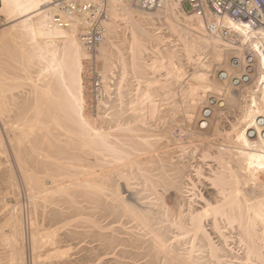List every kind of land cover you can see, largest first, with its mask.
Listing matches in <instances>:
<instances>
[{
  "label": "bare ground",
  "instance_id": "1",
  "mask_svg": "<svg viewBox=\"0 0 264 264\" xmlns=\"http://www.w3.org/2000/svg\"><path fill=\"white\" fill-rule=\"evenodd\" d=\"M0 1L12 24L0 33V122L9 137L7 147L0 128V158L16 157L31 204L62 223L43 231L30 219V264H224L212 232L225 264H264V52L247 26L229 21L225 41L175 5L149 12L109 0L97 56L106 94L92 122L83 23L52 26V0ZM248 53L255 74L237 86L242 69L227 57ZM6 179L18 187L11 170ZM90 209L118 221L104 226ZM21 219L12 214V231L0 235L10 248L0 264H29Z\"/></svg>",
  "mask_w": 264,
  "mask_h": 264
},
{
  "label": "built area",
  "instance_id": "2",
  "mask_svg": "<svg viewBox=\"0 0 264 264\" xmlns=\"http://www.w3.org/2000/svg\"><path fill=\"white\" fill-rule=\"evenodd\" d=\"M136 8L156 12L168 5L177 6L182 14H194L204 23L211 36L228 41L232 36L229 21L239 22L247 26L264 52V0H125ZM54 11L51 25L60 29H70L75 23H83L80 38L90 52V58L84 66V77L88 83L90 103L88 110L97 114L99 104L105 97L102 67L97 60L99 47L107 34L106 23L109 20V0H52ZM240 46L239 41L231 42ZM248 50V49H246ZM250 52V51H249ZM245 60L233 58L234 68L242 69L237 86L250 83V75L254 76L255 57L248 53ZM262 66L264 67V58ZM264 88V84L261 85ZM258 89V88H257Z\"/></svg>",
  "mask_w": 264,
  "mask_h": 264
},
{
  "label": "rangeland",
  "instance_id": "3",
  "mask_svg": "<svg viewBox=\"0 0 264 264\" xmlns=\"http://www.w3.org/2000/svg\"><path fill=\"white\" fill-rule=\"evenodd\" d=\"M133 8H135L134 6H132ZM2 8V3H1V1H0V9ZM135 9H137L138 10V8H135ZM138 11H143V10H138ZM12 24H9V22L7 21V19L2 15V14H0V33H2L3 31H5V30H7L10 26H11ZM4 33V32H3ZM239 46V45H238ZM234 56H235V54H231V55H229L228 57H227V64L230 66V68L231 69H233V67H232V64H231V60L234 58ZM238 56V55H237ZM88 60V59H87ZM225 61V60H224ZM84 63H86V60L84 61ZM99 63H100V65L102 66L103 64H104V62L102 63L101 61H99ZM186 72H187V76H190L191 74H193L194 73V67H187L186 68ZM106 71V72H105ZM233 72L235 73V71L233 70ZM104 73H105V75L107 76V70H105V68H104ZM187 76H185V78L187 77ZM83 77H84V73H83ZM107 78V77H106ZM188 78V77H187ZM83 80H85V77H84V79ZM191 81H192V79H191ZM85 91H84V93H85V98H86V101H87V106H86V116L87 117H89L90 118V120L92 121V122H96V117H97V115L96 114H92L89 110H88V106H89V103H90V96H89V94H88V83L86 82V80H85ZM231 89H234V88H231ZM231 92H232V90H231ZM233 97H235V95H237V92H233ZM230 97H232V96H230ZM235 99V98H234ZM236 100V99H235ZM231 105H229L228 106V108H227V111L230 109V115L228 116V117H230V120L233 122L234 121V117H236V113H238V108L237 107H239V105L237 104V105H235V103H234V105H232L231 107H230ZM230 107V108H229ZM232 109H234V111H236V112H234ZM227 111H225V112H227ZM228 113V112H227ZM0 128H1V131L3 132L2 134H3V140H4V143H5V145L8 147V145H9V137H8V132H7V129H8V126H6V125H4L2 122H0ZM182 125V124H181ZM180 125V126H181ZM184 125V124H183ZM232 125V124H231ZM3 128V129H2ZM176 129H177V127H176ZM7 132V133H6ZM179 132H180V130H174V137L175 138H179V136H178V134H179ZM211 138H213V137H210L208 140L210 141L211 140ZM182 140H180V141H182V143H185V142H187V140L188 139H185V138H181ZM214 139V138H213ZM211 140V143L208 141V143H210V144H212L213 142H214V140ZM198 143V142H197ZM196 143V144H197ZM199 144V143H198ZM161 151L163 152V149L161 148ZM160 151V149L158 150V152L160 153L161 152ZM188 152V155H191V152H189V151H187ZM180 153H178L177 155H179ZM81 157H83L84 158V155H82V154H79ZM9 170H11L12 172H13V175H14V180H16L15 182L17 183V185H18V187L16 186V188L14 189V188H11V186L8 184V179H6V177L8 178V173H9ZM98 172H101V170L99 169L98 170ZM24 177H23V175H22V173H21V170H20V168H19V165H18V160L16 159V157H14V155L13 154H10L9 155V157L8 158H5V159H2V158H0V235L2 234H9L11 231H12V229H11V227H13L10 223H8V219L12 216V214H17V215H19L20 216V218L22 217V219L21 220H23L22 222H23V228H24V241H23V243L25 244H23V246L25 247V253H26V258H27V260L29 261V264H30V259H32V244H31V237H30V232H31V227H30V219L32 218L34 221H36V223H37V226H38V228L39 229H42L43 231L45 230V229H47L48 227H51L50 226V224L53 222V221H51V222H47V221H45V220H43L42 219V217H41V215H40V211H39V209L37 208H35L36 206H34V205H32L31 203L32 202H30V199H29V194H30V191H29V188L27 187V185L25 184L26 182H25V179H23ZM264 179V174H260L259 175V179L261 180V179ZM120 182H119V184H120V186L122 187H125V183H124V181L123 180H119ZM262 182H263V180H261ZM10 183V182H9ZM122 184V185H121ZM136 186V185H135ZM262 185H259V191L261 192V187ZM134 188H139V187H134ZM212 187H209L208 189H211ZM15 190H17V191H15ZM252 187H244V192L247 194V196L248 197H252L253 195H254V190H253V192H252ZM262 190H264V188L262 189ZM29 191V192H28ZM170 191H172V190H170ZM169 191V193H167V194H170L169 196H167L166 197V199H165V201H166V203L168 204V205H170V206H172V205H174V201L171 199V196H173L174 197V195H175V191L173 190V192H170ZM258 191V192H259ZM19 192V193H18ZM259 192V193H260ZM185 193V195L183 196L184 198H186L187 196V198H192L191 197V193H188L187 191H184L183 192V194ZM186 193H188V194H186ZM258 193V194H259ZM172 194V195H171ZM189 194H190V196H189ZM198 200V199H197ZM199 202H202L201 200H199ZM85 206H87V205H85ZM197 206H200V205H197ZM32 209V210H31ZM34 210H36V211H34ZM98 210V209H97ZM38 211V212H37ZM87 211V210H86ZM89 211V213L91 212L92 214H94L93 213V211H95V209L94 210H88ZM40 212V213H39ZM83 213V215H81V217H83V216H85V214H88V212H82ZM90 213V214H91ZM95 213H96V215H98L97 214V211H95ZM98 213H100L99 214V216H96L95 217V214L93 215L95 218H99L100 219V221H103V224H104V220H105V218L106 217H103V216H101V212L98 210ZM93 217V218H94ZM101 217V218H100ZM35 218V219H34ZM83 218H85V217H83ZM94 218V219H95ZM80 219V218H79ZM107 220H109L110 219V221L111 220H117L116 218H114V217H108V218H106ZM39 220V221H38ZM126 221V218H121V219H119V221ZM43 221V222H42ZM54 221H56V222H53L51 225L52 226H54V225H57V226H54V228H52V229H55L56 227H58V225H59V227L62 225V223L61 224H59L60 223V220L58 221V220H54ZM110 221H108V222H110ZM118 221V220H117ZM108 222L106 221L105 222V224H104V226L106 225V223L108 224ZM50 223V224H49ZM58 223V224H57ZM41 225V226H39V225ZM44 224V225H43ZM10 225V226H9ZM49 225V226H48ZM83 226H84V223H83ZM85 226H87V224H85ZM129 226H131V225H129ZM46 227V228H45ZM209 229H210V227H208ZM212 233H214V235L212 234V238H213V240H214V242L217 244V245H219V246H223V248H224V250L222 251V253H221V258H222V261L224 262V264H225V245L223 244L222 245V243H221V239H220V236L218 237V235L219 234H215V232H212ZM0 237H2V236H0ZM1 239V238H0ZM1 242V240H0V245H2V246H0V256H2L3 257V259H5V257H6V255L8 254V252L10 251V248L8 247V246H5V243H2ZM101 245V244H100ZM6 248V249H4V248ZM9 249H8V248ZM101 247H102V245H101ZM233 247V246H232ZM4 249V250H3ZM103 250H104V247H102L101 249H100V255L102 256V257H104L103 256ZM6 251H8V252H6ZM40 251H42V250H39V252ZM102 251V252H101ZM237 251H238V249H237ZM4 252V253H3ZM2 253V254H1ZM101 253H103V254H101ZM100 256V257H101ZM2 257H1V259H2ZM41 258H42V256H41ZM40 258V260H42ZM113 259V258H112ZM100 260H102L101 258H100ZM98 261V263L99 264H111L110 262L108 263V261H106L105 263L104 262H102V261ZM232 261V260H231ZM230 260L228 261L229 263L231 262ZM102 262V263H101ZM114 262V260L112 261V264H116V263H113ZM235 262V261H234ZM233 261L231 262V263H234ZM228 263V264H229ZM230 263V264H231Z\"/></svg>",
  "mask_w": 264,
  "mask_h": 264
}]
</instances>
